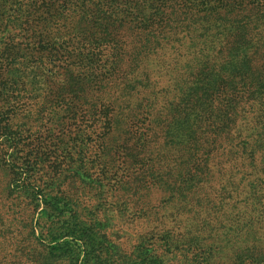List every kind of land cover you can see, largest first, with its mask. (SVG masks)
Returning a JSON list of instances; mask_svg holds the SVG:
<instances>
[{
    "label": "rangeland",
    "instance_id": "rangeland-1",
    "mask_svg": "<svg viewBox=\"0 0 264 264\" xmlns=\"http://www.w3.org/2000/svg\"><path fill=\"white\" fill-rule=\"evenodd\" d=\"M128 53L105 82L95 78L90 88L83 81L76 86L56 83L50 100L56 102L61 95L68 100L64 105L48 104L39 112L41 105L29 107L33 94L20 101L13 122L24 115L31 117L32 133L27 148L14 151L10 138L15 129L0 128V224H8L5 194L11 191L18 195L12 208L16 217L24 212L33 217L42 242L40 233L61 223L48 201H43L41 188L76 179L83 187L77 189L79 209L86 219L94 214L106 221L110 244L126 262L264 264V106L257 100L249 105L248 92L241 88L240 98L232 91L241 75L238 71L229 77L214 66L213 73L207 74L193 75L184 69L174 84L171 79L180 68V57L175 54L159 62L163 72L154 70L149 75L148 81H156L148 97L155 98L153 119L143 131H125V114L118 102L112 108L103 107L106 117L97 111L86 115L83 104L89 97L103 98L107 89L115 96L134 93L136 80L125 74L136 60ZM35 102L41 103L42 98ZM230 112L240 117L243 129L251 128L258 135L246 143L245 150V143L234 138L228 144L229 157L221 158V151L212 152L207 144L213 137L228 143L225 128L217 131L214 124L217 119L223 123L224 114ZM102 122L109 135L102 136ZM89 128L91 141L83 148ZM235 151L238 156L245 151L243 160L233 158ZM28 154L38 157L40 164L27 166ZM228 159L233 160L231 165ZM24 167L29 179L23 181ZM74 170L85 176L79 180ZM94 182L106 187L97 189ZM1 241L0 233V249ZM42 244L45 247L48 241ZM84 256L81 248L77 264H83ZM53 261L67 264L68 259L55 257Z\"/></svg>",
    "mask_w": 264,
    "mask_h": 264
},
{
    "label": "trees",
    "instance_id": "trees-1",
    "mask_svg": "<svg viewBox=\"0 0 264 264\" xmlns=\"http://www.w3.org/2000/svg\"><path fill=\"white\" fill-rule=\"evenodd\" d=\"M127 51L137 62L128 66L125 74L136 80L132 84L134 93L115 96L110 89L103 88L107 89L106 96L89 97L84 102L86 115L97 111L106 117L103 107H114L118 102L125 114L124 130L143 131L153 119L155 98L148 97L156 81H148L149 75L154 70L163 72L159 62L175 54L180 57L181 69L173 74L174 84L184 69L194 75L213 73L216 68L229 77L238 71L241 75L234 81L232 91L240 98L241 88L248 92L249 105L257 100L264 106V0H0V128L15 129L10 138L14 151L27 148L32 133L31 117L24 115L16 124L13 122L24 97L33 94V98H28L29 107L41 105L39 112L48 104L64 105L68 100L61 95L56 102L50 100L56 83L67 81L73 84L69 86H76L83 81L90 88L95 78L105 82L114 76ZM40 97L42 102L35 104ZM157 103L154 102L156 110ZM223 118V123L217 119L214 125L217 131L225 128L228 135L224 139L228 143L213 137L207 147L212 152L221 151V158H228V144L234 138L245 143V150L258 134L251 128L243 129L240 117L233 112L225 113ZM105 123L100 126L102 136L110 134ZM88 133L83 148L91 141V128ZM201 150L199 146L196 149ZM235 152L233 158L243 160L245 151L239 156ZM24 161L27 166L40 164L33 154L26 155ZM231 162L228 159L229 165ZM24 168L23 181L29 179V171ZM74 173L79 180L85 176L77 170ZM94 185L97 189L106 187L97 182ZM81 188L76 179L41 188L43 201H48L61 223L59 228L50 226L47 233H40L42 242L48 241L47 251L37 234L34 218L25 212L16 217L12 208L18 195L6 192L10 217L8 224H0V264H55V257H66L67 264H77L81 248L85 255L83 264H132L122 260L110 244L105 220L94 214L85 218L77 196V189Z\"/></svg>",
    "mask_w": 264,
    "mask_h": 264
}]
</instances>
